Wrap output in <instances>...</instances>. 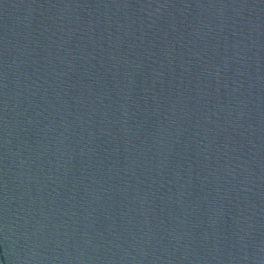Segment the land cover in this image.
<instances>
[{"label":"water","instance_id":"1","mask_svg":"<svg viewBox=\"0 0 264 264\" xmlns=\"http://www.w3.org/2000/svg\"><path fill=\"white\" fill-rule=\"evenodd\" d=\"M0 264H264V0H0Z\"/></svg>","mask_w":264,"mask_h":264}]
</instances>
